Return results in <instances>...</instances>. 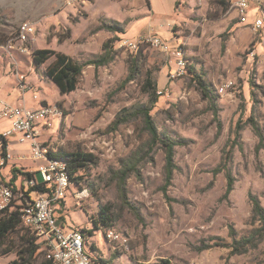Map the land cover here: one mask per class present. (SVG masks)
Instances as JSON below:
<instances>
[{
  "label": "rangeland",
  "instance_id": "1",
  "mask_svg": "<svg viewBox=\"0 0 264 264\" xmlns=\"http://www.w3.org/2000/svg\"><path fill=\"white\" fill-rule=\"evenodd\" d=\"M176 8L179 19L170 23V38L164 40L184 49L187 68L180 76L169 77L175 67L167 54L147 44L136 52L119 47L125 36L107 29L116 25L113 20L82 11L75 17L70 13L67 25L44 34L35 25L25 54L6 49L18 25L0 26V78L13 72L19 84L24 69L47 80L49 61L35 66V49L58 47L85 62L99 56L102 44L111 40L112 60L86 65L68 93V107L56 103L78 120H71L67 136H61L62 149H79L95 159L74 175L77 183L72 182L59 218L65 226L90 230L87 252L109 264H264V221L253 213L251 202L256 198L264 213V27L253 30L242 22L230 0L192 6L179 1ZM125 23L118 25L123 31ZM148 33L157 35L140 34ZM129 75L132 79L126 80ZM147 79L156 86L153 105L143 89ZM225 80L232 85L221 95L217 87ZM40 88L39 97L41 91L47 93L48 104H54L59 91L51 85ZM151 105L159 134L177 142L169 184L164 150L160 143L149 146L150 134L137 110ZM121 115L125 120L119 123ZM82 131L89 132L87 137L80 136ZM135 155L138 171L126 178L122 198L118 171L123 160ZM228 175L234 181L225 195ZM82 188L88 195L76 204L72 192ZM101 208H106V223L100 221ZM107 229L118 239H108ZM251 235L255 245L233 250L234 240ZM22 236L31 232L20 224L0 244V252L7 251L0 257L16 258Z\"/></svg>",
  "mask_w": 264,
  "mask_h": 264
},
{
  "label": "built area",
  "instance_id": "2",
  "mask_svg": "<svg viewBox=\"0 0 264 264\" xmlns=\"http://www.w3.org/2000/svg\"><path fill=\"white\" fill-rule=\"evenodd\" d=\"M81 1L65 0L64 5H75ZM230 2L242 22L251 25L253 30L264 27V0H253V3L250 0H230ZM251 5H254L256 10L246 17L251 11ZM34 34L33 22H21L7 40L6 49L28 53L27 43ZM141 44L150 45L171 57L175 68L169 77L180 76L186 72L187 59L181 44L170 46L159 36L151 33L140 34L136 38L122 37L118 40V46L130 52H136ZM231 85L232 81L225 80L217 87L218 93L222 95ZM19 86L23 92L32 91V98L38 99V94L32 89L31 84L20 81ZM64 117V111L56 103L52 105L41 103L36 108L27 107L24 104H2L0 120L8 119L10 126L2 132L1 137L19 133L20 142H29L30 156L39 162L37 172L41 182H45L47 190L31 191V187L37 184L32 176L26 177L24 189L16 191L0 174V211L12 203L16 204L20 212L21 224L31 232L40 250L53 264H97L85 249V238L81 229H66L63 221L56 214V205L68 196L72 186L66 163L50 157L51 153L63 145V141L58 139L52 142L50 137L48 140L41 141L39 137L42 130L51 131L55 120L59 126ZM88 133L82 131L80 136L87 137ZM113 151L114 149L111 150L112 153ZM10 158L11 154L8 151L4 149L0 151V170ZM72 195L76 204H80L88 192L86 188H82L72 192ZM105 235L108 239H118V234L111 229H107Z\"/></svg>",
  "mask_w": 264,
  "mask_h": 264
},
{
  "label": "crops",
  "instance_id": "3",
  "mask_svg": "<svg viewBox=\"0 0 264 264\" xmlns=\"http://www.w3.org/2000/svg\"><path fill=\"white\" fill-rule=\"evenodd\" d=\"M179 1H184L192 6L196 3L202 4L206 0H82L75 5H64L65 0H0V26L19 25L23 21H31L34 25H38L44 34L48 32L50 27L60 28L67 25L70 13H73L75 17L76 14L84 11L89 15L101 16L119 24L126 22L123 31L125 37L132 38L143 32L154 31L164 40L170 38L171 34L168 29L170 23L179 19L176 8ZM175 9L177 13H175ZM250 10V13L254 12L255 6L251 5ZM35 29H37L36 26ZM53 41H56L55 36L51 42ZM55 50L60 51L58 47ZM19 74L23 75L25 82L33 85L36 92L37 89L40 91V87L44 85H51L54 90L59 91L49 79L35 78L32 73L24 69ZM12 75L13 72L11 75L0 78V108L3 103L24 104L32 108L40 106L41 103H48L47 93L41 91V96L38 95V99L34 100L30 91L23 92L21 90L16 78ZM58 93V97L54 98V103H62L63 107H68V93ZM64 114L65 117L59 125L60 127L57 126L58 122L55 120L51 131H41L39 137L41 141L48 140L50 137L52 142L60 139L64 144V139L61 136H67L65 133L71 125V120L73 123L78 121L76 118L73 119L70 113L64 112ZM9 126L10 121L8 119L0 120V151L4 149L11 154L9 161L1 168L0 174L14 190L21 191L25 188L26 180L23 172H32L37 183H41V177L37 172L39 162L31 158L29 142L19 141V133L10 134L5 138L1 137L2 132ZM14 167L17 169L15 172L12 170ZM56 207L57 214L58 211L66 207V198L59 202ZM65 227L66 229H77L70 226ZM8 261V259L0 257V264H6Z\"/></svg>",
  "mask_w": 264,
  "mask_h": 264
},
{
  "label": "trees",
  "instance_id": "4",
  "mask_svg": "<svg viewBox=\"0 0 264 264\" xmlns=\"http://www.w3.org/2000/svg\"><path fill=\"white\" fill-rule=\"evenodd\" d=\"M115 24L116 25L108 26L107 29L115 32H123V29L118 26L119 23L115 22ZM110 41L111 40L105 41L102 44L101 47L102 53L99 56L90 58L85 62H79L76 59H74L72 56L64 52L57 51L55 49L37 48L33 51V55H32L33 63L35 64V66H40L41 64L49 61L44 69V76L47 79L51 80L57 86L61 94L69 93L75 90V88L77 87L79 77L82 74L83 68L86 65H93L94 67H97L100 65H105L112 60L113 56L110 50L111 49V44H109ZM135 61L136 59L134 58L132 60V64H134ZM189 69L190 71H192L191 68ZM131 79H132L131 75H129L126 78V80H131ZM197 80L201 87L202 93L208 95V91L204 81L201 78H198ZM143 89L149 94L151 104L153 105L158 97V95L156 94L155 83H152L151 80L147 79L143 85ZM152 105L150 107L139 108L137 110L140 114L143 115V122L145 128L148 130L150 134L149 146L150 145L153 146V144L155 145L156 143H160V145L164 150L165 182L166 184H169L172 178L173 169L175 168L174 147L175 145H177V142L176 140L168 136H161L159 134L150 116V110L152 108ZM124 120H125L124 117L121 115L117 117L116 121L120 123ZM50 157L60 159L66 163L71 183L72 182L77 183V177H74V175H76L79 169L85 167L86 165L92 164L95 160L94 156L91 153L79 149L66 151L62 149V145L57 149V151L51 153ZM136 165H137V155H135V157L130 156L129 158L122 161V167L118 171L119 172L118 187L121 192L122 198H124L125 180L130 173L138 171ZM12 170L13 172L17 171L15 167ZM23 174L28 178L33 176L32 172H23ZM233 181H234L233 178L228 175L225 195H227L232 189ZM30 190L45 191L47 190V188L45 182H41L32 186ZM251 202H252L253 213L258 215L259 219L264 221V213L259 201L256 198H251ZM11 207H13L14 209L9 210ZM105 209L106 208L100 209L99 216L101 218L100 221L102 223H106V221L109 219L107 217V212ZM94 223L96 224L97 222L94 221ZM20 224H21L20 212L16 204L12 203L9 207L0 211V244H2L5 241V238L8 236V234L15 231ZM81 231L84 233V238L86 233L90 232V230H86V229H81ZM252 239H253V235L248 237H243L240 240H234L233 250L237 252H241L245 249V247L255 245V241H253ZM241 243H242L241 245L242 248L238 247V245H240ZM233 244H231V246H233ZM84 245L86 249L85 239H84ZM17 247L18 248L16 250V258L9 260L6 264H53V262L50 259L45 257L44 252L40 250L39 244L36 243L35 237L32 234L29 237L22 236L17 244ZM6 252H7L6 250L1 251L0 254H4ZM40 254H42V257H39ZM90 256L96 261L97 264H109L107 261L98 259L91 254Z\"/></svg>",
  "mask_w": 264,
  "mask_h": 264
}]
</instances>
